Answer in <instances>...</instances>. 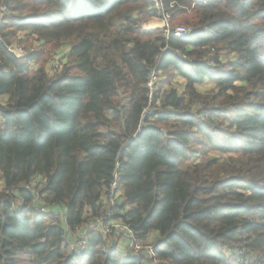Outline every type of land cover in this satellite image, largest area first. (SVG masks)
<instances>
[{
    "label": "trees",
    "instance_id": "trees-1",
    "mask_svg": "<svg viewBox=\"0 0 264 264\" xmlns=\"http://www.w3.org/2000/svg\"><path fill=\"white\" fill-rule=\"evenodd\" d=\"M162 2H173L169 25L194 32L145 26L159 17L150 0H0V264H149L105 252L101 233L79 255L68 243L114 175L116 217L155 235L158 258L264 263V0ZM19 32L37 45L16 57L7 46L26 45ZM65 40L57 74L34 66ZM174 73L183 88H162ZM206 82L216 90L199 92Z\"/></svg>",
    "mask_w": 264,
    "mask_h": 264
},
{
    "label": "built area",
    "instance_id": "built-area-1",
    "mask_svg": "<svg viewBox=\"0 0 264 264\" xmlns=\"http://www.w3.org/2000/svg\"><path fill=\"white\" fill-rule=\"evenodd\" d=\"M153 4L154 8L160 11L159 17L152 18L154 20L153 24H148L150 26L163 27L165 28L166 35H172L175 37H186L194 32L192 27L185 26H175L172 27L169 25V14L167 10L163 8L162 0H150ZM173 2L170 3V8L172 7ZM7 8L4 5H0V22L6 13ZM145 25V24H144ZM146 25V26H148ZM9 51H11L16 57H21L26 55L25 51L22 48L17 47L14 42L7 46ZM202 51L204 48L202 47ZM211 49L209 51V56L211 55ZM178 53H180L178 51ZM185 57L184 54H182ZM60 63L58 61H54L53 59L47 65L48 68L52 71V75L57 74L60 71L59 66ZM59 66V67H58ZM158 73L151 72L147 87L150 91L149 99L151 101V94L155 89V83L158 80ZM168 109L163 112H167ZM153 113V109L150 106L144 110L145 114ZM31 185H24V188L30 189ZM118 182L117 176L114 175V179L111 182L107 189V192L102 197V204L100 205V211L97 215L93 217H88L85 221L81 223V225L75 230L78 234L77 237L72 238V240H68L71 248L75 252V254L79 255L86 251L90 234L101 233L105 239V244L103 245V250L105 252H111L116 250L121 255L128 254L133 258H143L148 261L149 264H170L168 260L158 258L155 254V235H150L148 238L141 239L135 236L132 232L131 227L128 223L123 221L121 218L116 217V215L120 214L121 209L119 207V203L123 201V197L121 193L117 189ZM39 204V202H37ZM42 210V208H40ZM62 210L55 209L50 211L49 217L59 221L61 224L65 225L64 219H61Z\"/></svg>",
    "mask_w": 264,
    "mask_h": 264
},
{
    "label": "rangeland",
    "instance_id": "rangeland-1",
    "mask_svg": "<svg viewBox=\"0 0 264 264\" xmlns=\"http://www.w3.org/2000/svg\"><path fill=\"white\" fill-rule=\"evenodd\" d=\"M191 7H192V5L189 8L186 7L188 12L190 11ZM171 8H169V11H170ZM169 11H168V14H169ZM159 13H161V12L158 11V14ZM155 17L156 16H153V17H150L148 19L152 20V18H155ZM148 19H146V20L148 21ZM146 20L144 22H146ZM168 23H169V21H168ZM147 24H152V23H147ZM182 25L185 26V27H189L185 23H183V21H179V22H177V24L176 23H172L170 26L175 27V26H182ZM26 32L30 33L29 31H26ZM23 34H24V32H19L18 33L19 38L21 36H24ZM23 41L26 42V43H24L26 45H23V44L19 45L16 42H14V44L17 45V47L22 48L23 51H25L27 49V47H29L31 45L34 46V47L37 45V43L35 42V39L32 36H28V38H27V36H24V40ZM27 42H29L30 44L29 43L27 44ZM70 45H71V43L68 40H65L62 44H60V46H55V45H51V44L45 45V48L43 50V55H42L41 59L37 63H35L34 66H40V67L45 68V69L47 68L46 73L49 76H51L52 75L51 73H52L53 70L48 69L47 65L53 59L54 61H58L60 63L59 66H61L60 67V70H61L62 64L65 61L64 55L69 51ZM211 53L213 54V51H211ZM221 58H222V60H224L225 56H221ZM208 62L212 63V60H208ZM34 66H33V68H34ZM169 77L167 76V74L166 75H162L161 80H160V81H162V84H161L162 88L163 87L165 88L167 86H173V87H175V88H177L179 90H181L183 88V84H182L183 82L180 80L179 77H177L175 79V78H173L174 76H172L170 78V80H169ZM158 79H159V77H158ZM198 90H199V92L214 91V90H216V87L214 85V82H206V84L198 86ZM6 100H7L6 97H4V96L0 97V102L1 103H5ZM215 157L218 158L219 161H226L227 160V158L224 157V155H222L219 152H210L209 153L208 158H215ZM197 159H199V158H197ZM197 159H195V160H197ZM1 182L2 181L0 179V183ZM225 250H226V253L228 254V256L236 257L235 259H237V262H243V261L246 262V263L248 262V260L245 259V257H242L244 255H241L240 258H239V256L234 251L228 250V249H225ZM252 264H258V263L257 262L255 263V259H254V260H252Z\"/></svg>",
    "mask_w": 264,
    "mask_h": 264
},
{
    "label": "crops",
    "instance_id": "crops-1",
    "mask_svg": "<svg viewBox=\"0 0 264 264\" xmlns=\"http://www.w3.org/2000/svg\"><path fill=\"white\" fill-rule=\"evenodd\" d=\"M195 3H193V4H191L192 6L194 5ZM149 21H151V23L153 24L154 23V21L153 20H151V19H148V21L146 20V22H143V24H145V26L146 25H148L147 23H149ZM148 26H150V25H148ZM176 76V77H175ZM177 77H179L180 78V80L183 82L182 84H184V80L177 74V73H174V77L173 78H177ZM179 90V89H178Z\"/></svg>",
    "mask_w": 264,
    "mask_h": 264
},
{
    "label": "bare ground",
    "instance_id": "bare-ground-1",
    "mask_svg": "<svg viewBox=\"0 0 264 264\" xmlns=\"http://www.w3.org/2000/svg\"><path fill=\"white\" fill-rule=\"evenodd\" d=\"M154 21V20H153ZM149 23H151V21H149Z\"/></svg>",
    "mask_w": 264,
    "mask_h": 264
}]
</instances>
